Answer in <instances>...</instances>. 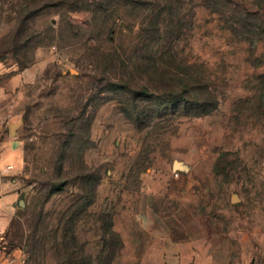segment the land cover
Instances as JSON below:
<instances>
[{
    "label": "rangeland",
    "instance_id": "obj_1",
    "mask_svg": "<svg viewBox=\"0 0 264 264\" xmlns=\"http://www.w3.org/2000/svg\"><path fill=\"white\" fill-rule=\"evenodd\" d=\"M100 1L0 0V142L22 155L2 157L15 168L0 182L20 194L6 224L0 211V264H264L257 122L239 113L214 145L205 118L227 111L225 89L213 115L187 117L212 106L208 89L186 103V79L148 61L159 47L174 65L165 47L209 20L208 0ZM230 1L249 20L251 0ZM255 51L262 73L264 41ZM70 237L69 254L59 246Z\"/></svg>",
    "mask_w": 264,
    "mask_h": 264
},
{
    "label": "crops",
    "instance_id": "obj_2",
    "mask_svg": "<svg viewBox=\"0 0 264 264\" xmlns=\"http://www.w3.org/2000/svg\"><path fill=\"white\" fill-rule=\"evenodd\" d=\"M209 13V20L189 30L184 39L178 44L177 50L180 51L181 44L193 37L187 45L186 60L198 65L202 72L213 83L218 85L221 90L225 89V96L221 104H227V111L224 113L218 110L213 116L205 118L206 123H210L207 129H211L214 145L223 142L224 135H232L233 130L229 124L233 121L242 119L239 113H246L244 117L253 118L257 122L260 130V137L264 136V72L257 71L258 65L255 61L257 56L252 40L249 35L236 36L232 30L231 22L220 17L212 9L202 7ZM190 31L192 32L191 35ZM188 37V39H186ZM188 42V41H187ZM187 44V43H185ZM241 104L245 112H240L236 105ZM235 106V107H234ZM250 111L249 113H247ZM233 122V123H232ZM210 131V130H209ZM7 153L15 154L22 160L19 151L8 150L2 147L0 142V171L9 172L8 165L3 164L2 159ZM0 211L6 216L5 224L8 222L15 211V202L19 199V189L16 183L7 184L0 182ZM4 221V220H3ZM4 224V225H5Z\"/></svg>",
    "mask_w": 264,
    "mask_h": 264
},
{
    "label": "trees",
    "instance_id": "obj_3",
    "mask_svg": "<svg viewBox=\"0 0 264 264\" xmlns=\"http://www.w3.org/2000/svg\"><path fill=\"white\" fill-rule=\"evenodd\" d=\"M138 1V0H137ZM222 1H228L229 3L232 4V1L230 0H215L211 1L208 0V2H202L201 7H207L212 9L217 15H219L222 18H225L231 22L232 30L235 33L236 36H243V35H249L252 40V46L255 48L256 44L258 41H264V0H251L250 2L252 3L250 11H246V17L249 20H242L236 18L231 9L228 7L227 10H225L226 7H224V4ZM140 4L144 3L146 1L143 0V2L138 1ZM112 0H101L98 2V9H103L104 11L108 10L111 6ZM169 3V1H168ZM170 4H168L169 6ZM236 6V5H235ZM240 7L239 5H237ZM246 10V9H245ZM162 13V12H161ZM195 13V11H193ZM161 14H157L155 17H153L154 20V28H155V34L162 36L161 32H165L168 29L167 24L165 27H162V21L163 19L159 18ZM194 18L189 26H187L184 30L180 31L176 36H174V41L171 44V46H166L165 48H169L171 58L174 62V65H169V63H166L162 60V56L165 53V50H161L159 47H156L152 56V59L148 60L153 64V67L155 71L160 74V77L164 79V74L162 73V67H169L172 72L171 75L174 78H184L186 81L183 83H180L182 87H185L186 90L184 91L185 93V101L186 103H190L193 101H196L197 103L203 104L206 102L204 99L205 96L204 94H199L200 88H207L208 92L211 97V103L208 109L203 110L199 112L198 114H189L187 117H199V116H206L210 115L213 112H215L219 106V93H221V88L213 83L209 78L206 77V75L202 72L201 68L186 60L181 54L178 52L177 47L178 44L184 39L186 36L187 32L191 30L194 26ZM241 25V26H240ZM170 45V44H169ZM161 50V51H160ZM159 55V57H158ZM148 59V58H147ZM133 67L135 68V63L132 64ZM185 66L186 67V72L181 71L179 66ZM138 69H140V66H138ZM183 79V80H184ZM115 83H112L114 85ZM116 85V84H115ZM118 86V85H117ZM125 85H122L121 89ZM175 88H178L177 86H174ZM200 87V88H199ZM117 88V87H116ZM132 93H134L133 90H131ZM141 95V94H139ZM201 96V99H198ZM138 100V95H135L133 101ZM191 100V101H190ZM199 100V101H198ZM209 101V103H210ZM60 189L62 187H59ZM53 192V190H52ZM68 225V224H67ZM70 230L69 233L71 232V229L68 226V229ZM65 230V231H66ZM69 242V244H68ZM71 246H77V241L74 239V237H70L69 241L64 240L63 243L60 244V249L63 250V252H68V247L70 248ZM71 251V250H70ZM70 254V253H69ZM72 254V252H71ZM103 261H99L100 264H102ZM70 264H74L70 263Z\"/></svg>",
    "mask_w": 264,
    "mask_h": 264
},
{
    "label": "water",
    "instance_id": "obj_4",
    "mask_svg": "<svg viewBox=\"0 0 264 264\" xmlns=\"http://www.w3.org/2000/svg\"><path fill=\"white\" fill-rule=\"evenodd\" d=\"M20 124H21V123H13V124L10 125V130H11V134H12V135H15L16 129L19 127ZM175 167H181V163L176 161V162H175ZM232 201H233V202H237V201H239L237 195H234V196H233ZM21 204H22V205L24 204L23 201H21Z\"/></svg>",
    "mask_w": 264,
    "mask_h": 264
},
{
    "label": "built area",
    "instance_id": "obj_5",
    "mask_svg": "<svg viewBox=\"0 0 264 264\" xmlns=\"http://www.w3.org/2000/svg\"><path fill=\"white\" fill-rule=\"evenodd\" d=\"M12 169H14V166L13 165H8L7 170L10 171Z\"/></svg>",
    "mask_w": 264,
    "mask_h": 264
}]
</instances>
